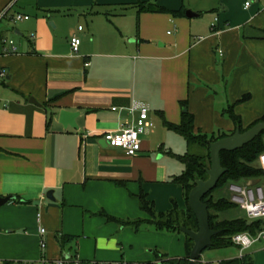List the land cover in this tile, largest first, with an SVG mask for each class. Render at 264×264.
Returning <instances> with one entry per match:
<instances>
[{"label":"crops","instance_id":"1","mask_svg":"<svg viewBox=\"0 0 264 264\" xmlns=\"http://www.w3.org/2000/svg\"><path fill=\"white\" fill-rule=\"evenodd\" d=\"M10 41L15 52L6 53ZM0 68V198H12L0 207V264L69 255L82 264L182 259L181 232L126 222L149 220L140 193L156 213L172 202L186 210L172 179L187 147L165 126L180 124L183 109L205 134L234 130L225 93L231 103L248 96L234 112L242 128L264 115V0H0ZM61 110L78 114L76 129L59 123ZM130 125L145 129L133 157L103 140ZM235 211L229 216L241 217ZM245 255L264 264V240Z\"/></svg>","mask_w":264,"mask_h":264},{"label":"trees","instance_id":"2","mask_svg":"<svg viewBox=\"0 0 264 264\" xmlns=\"http://www.w3.org/2000/svg\"><path fill=\"white\" fill-rule=\"evenodd\" d=\"M143 11H153L155 8L141 6ZM160 9H156L158 11ZM161 11V10H160ZM248 96H243L236 103L241 104L247 101ZM182 107L186 108L183 103ZM234 125V130L231 132L217 131L212 134L195 132L194 119L188 111L183 112L181 122L178 125L165 123V126L181 136L187 147V151L182 156H176V159L183 165L181 175L172 179V183L181 186L183 196L186 202V210H180L175 202H172V209L165 213H156L153 203L148 201L147 196L140 193L136 196L139 202L140 209L149 217V220H136L126 222L128 225L139 229L142 225L147 224L153 227L157 232L180 233L179 228L183 227L190 231L197 230V221L189 209L188 195L194 187L197 180H206L208 178L205 170L210 167L209 145L212 142L232 135L236 128L240 132H245L259 122H264V115L253 122L247 128H242L241 120L235 115L234 111L229 108L224 112ZM264 154V133H261L252 142L243 146V148L233 151L220 153L221 166L226 169V172L219 179L215 188L204 196L202 202L207 205L209 228L213 231H220L219 235L211 240V246L206 250L224 249L234 246L231 239L239 233H248L255 236L258 232L264 230V225L260 221H253L247 225L248 220L245 215L235 218H223L220 215L230 214L237 210V206L230 202L229 197L222 195L227 193L229 185L243 184L247 181H256L258 184L264 183L263 172L255 166L260 155ZM109 220H114L108 217ZM117 221V220H114ZM60 244L63 246L68 243V239L59 238ZM192 247L191 240L185 236L186 257L182 259L168 260V264H187L188 255ZM159 260H164L159 259ZM252 264L248 255L241 259L231 261H221L218 264Z\"/></svg>","mask_w":264,"mask_h":264},{"label":"built area","instance_id":"3","mask_svg":"<svg viewBox=\"0 0 264 264\" xmlns=\"http://www.w3.org/2000/svg\"><path fill=\"white\" fill-rule=\"evenodd\" d=\"M249 4L246 3V6ZM28 17L17 15L14 17V21L21 22L27 20ZM82 28L78 27V31ZM80 40L78 37L73 36L70 39V48L73 53H77ZM8 46V48H7ZM7 46L3 48L6 53L15 52L13 43L7 42ZM219 56H222V52L218 51ZM6 78V73L0 68V81ZM140 119L146 120V111L140 112ZM144 127H134L132 125L124 128L118 132H110L103 135V140L106 144L115 149L121 150L126 156L133 157L141 149L140 137L144 134ZM257 167L263 172L264 176V154L260 155L257 159ZM227 191L230 195V201L237 208L243 211L246 219L250 222L260 221L264 225V184L258 186H251L249 183H243L228 186ZM36 221L38 223V230L40 235L45 233L43 227L40 226V214H37ZM264 240V230L258 232L255 236L248 233H239L232 237L231 241L234 246L239 250V258L241 259L245 252L256 242ZM46 247L44 241H40V248L43 251ZM203 263V262H202ZM14 264H82L76 255L63 256L56 259H46L41 257L38 261H16ZM108 264V263H101ZM157 264H168V260H160ZM207 264V263H203Z\"/></svg>","mask_w":264,"mask_h":264},{"label":"water","instance_id":"4","mask_svg":"<svg viewBox=\"0 0 264 264\" xmlns=\"http://www.w3.org/2000/svg\"><path fill=\"white\" fill-rule=\"evenodd\" d=\"M186 16L188 18H194L197 15L187 11ZM30 102L39 106L34 100ZM183 112H186V110L183 109ZM77 116V113L61 110L59 113V123L63 128L71 127L76 129L75 120ZM261 133H264V122L255 124L245 132H240L239 128H236L232 135L210 143V167L205 170L208 178L206 180H197L188 195V206L197 221V230L190 231L183 227L179 228V231L192 242L187 264H203L200 260L201 254L211 246L212 238L220 233V231H213L209 228L207 205L202 202L204 196L215 188L219 179L226 172V169L221 166L220 153L222 151L233 152L239 150L252 142ZM50 193L48 192L46 194L48 199H50ZM11 200L12 198L9 197L0 198V207L9 203ZM250 224L251 222L248 221L247 225Z\"/></svg>","mask_w":264,"mask_h":264},{"label":"rangeland","instance_id":"5","mask_svg":"<svg viewBox=\"0 0 264 264\" xmlns=\"http://www.w3.org/2000/svg\"><path fill=\"white\" fill-rule=\"evenodd\" d=\"M225 82H228L229 83L228 80H224V84H225ZM227 89H228V87H227ZM223 97L225 99V101H224L225 104H224V110H223V112L228 111L229 108H231V110H233L235 112L236 111L235 110V107L238 104L235 103V102L234 103H231L230 100L227 102V99L229 97L228 93H225ZM224 117L226 119H228V117H227V115L225 113H224ZM179 140H181V139H179ZM183 149L184 148L182 147L181 151H183ZM173 162H174V164H175L176 167L179 166L178 163H177V160H176V162L175 161H173ZM255 166H257V164H255ZM227 194H229L228 191H227V193H222V195L228 197ZM235 214H236V216L237 215L238 216H243L244 215L243 211H241L239 209H237L235 211ZM220 217H221V219H223V218H228L230 216L228 214L227 215L226 214H222V215H220ZM238 251L239 250H238L237 247H231V248L222 249V250H220V249L219 250L218 249L217 250H214V249L209 250L208 249V250H205L201 254L200 260H201V262H204V263H207V264H218L219 261H222L223 259H227V258H235L236 259L238 257Z\"/></svg>","mask_w":264,"mask_h":264}]
</instances>
